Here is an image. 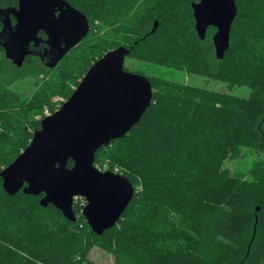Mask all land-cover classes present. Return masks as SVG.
Returning a JSON list of instances; mask_svg holds the SVG:
<instances>
[{
    "label": "trees",
    "instance_id": "obj_1",
    "mask_svg": "<svg viewBox=\"0 0 264 264\" xmlns=\"http://www.w3.org/2000/svg\"><path fill=\"white\" fill-rule=\"evenodd\" d=\"M67 1L89 25L120 15L113 10L116 0ZM193 1L152 0L136 9L130 56L243 85L248 93L147 76L149 106L123 137L95 152V162L108 157L122 166L120 174L134 187L116 224L97 235L76 200L70 221L52 204L41 206L42 193L7 194L0 178V264H96L87 258L93 245L111 252L116 264H264V165L257 161L263 171L251 179L223 165L245 150L264 152V0H235L222 59L214 54L215 28L208 27L203 39L195 31ZM10 68L0 45V171L28 145L50 95L43 87L23 97L10 86L21 77Z\"/></svg>",
    "mask_w": 264,
    "mask_h": 264
},
{
    "label": "water",
    "instance_id": "obj_2",
    "mask_svg": "<svg viewBox=\"0 0 264 264\" xmlns=\"http://www.w3.org/2000/svg\"><path fill=\"white\" fill-rule=\"evenodd\" d=\"M16 1L17 6L0 7V45L17 67L44 42L46 65L53 68L89 32L86 15L67 0ZM191 9L200 39L208 27L215 28L214 54L222 59L237 14L235 0L193 1ZM156 26L157 21L151 32ZM39 31L46 39L37 36ZM130 51L124 45L106 51L62 105L40 119L28 145L0 171L7 194L42 193L40 205L52 204L70 221L76 219L73 203L81 197V214L95 234L116 224L133 196V184L120 173L99 170L94 159L98 148L123 137L151 103L153 88L147 76L124 68ZM69 159L72 166H67Z\"/></svg>",
    "mask_w": 264,
    "mask_h": 264
},
{
    "label": "rangeland",
    "instance_id": "obj_3",
    "mask_svg": "<svg viewBox=\"0 0 264 264\" xmlns=\"http://www.w3.org/2000/svg\"><path fill=\"white\" fill-rule=\"evenodd\" d=\"M130 5H127L128 0H116L113 10L115 9L120 15L114 19L105 21L101 24L98 20L90 25L89 32L75 47H73L55 67L45 69L41 62L34 58L28 60L27 63H22L19 71L16 70L10 60V72L17 73L21 77L16 78L11 83V88L20 93L25 98H30L37 90L45 88L49 92V102L43 108V116H36L37 119L43 118L57 110L62 103L70 96L77 87L76 83L80 82L85 74V67L98 59L102 52L111 50V46L119 45L127 46L129 44V36L135 29V17L137 11L142 10L143 5L147 6L152 0H130ZM143 3V4H142ZM117 5V8H116ZM137 11L135 12V10ZM115 13V12H113ZM124 67L127 70L141 73L145 76H150L162 80L175 81L187 85H195L208 89L228 92L240 96H245L248 93V88L243 85L228 86L225 82L213 80L202 75L189 73L184 69H175L165 65L138 60L131 56L124 58ZM9 76V75H8ZM8 77H3L2 82ZM73 91L71 92V90ZM71 92V93H70ZM194 146V145H193ZM193 146L190 148L192 149ZM204 148V146H200ZM198 152L201 149H197ZM209 150L205 153L209 154ZM104 156V155H102ZM193 154L186 156L182 160L184 165ZM259 164L264 165V152L255 150H245L243 155L238 159L226 160L223 165L228 170L236 175L244 176L251 179L255 174H260ZM257 166H256V165ZM110 165L113 169L110 168ZM94 166L101 171L110 170L117 173L123 172V167L118 164H112L108 157L102 158L98 162L94 161ZM264 172V171H263ZM81 207L84 206L85 200L81 197L75 199ZM82 210V209H81ZM88 260L96 264H116L114 255L106 249L93 245L87 254Z\"/></svg>",
    "mask_w": 264,
    "mask_h": 264
},
{
    "label": "flooded vegetation",
    "instance_id": "obj_4",
    "mask_svg": "<svg viewBox=\"0 0 264 264\" xmlns=\"http://www.w3.org/2000/svg\"><path fill=\"white\" fill-rule=\"evenodd\" d=\"M15 2H16V4H14V5H0V7L1 8H5V7H14V6H17V1L16 0H14ZM10 19H11V23L12 24H14L15 23V18L11 15L10 16ZM1 23V22H0ZM1 28H2V25H1ZM1 30V29H0ZM37 36L38 37H40L41 39H46V34L44 33V32H42V31H39L38 32V34H37ZM31 44H32V42H31ZM120 46V45H119ZM126 47H131V45H127ZM45 48H46V46H45V44H44V42H41L37 47H33L32 48V52L33 53H31V54H29V55H27L26 57H25V59L26 58H28V57H34V58H37L40 62H41V64L43 65V67L45 68V69H50L51 67H48L47 65H46V62H47V58H48V56H46L45 54H44V50H45ZM3 52H4V50H3ZM5 55V54H4ZM127 56H130V54L129 55H127ZM25 61V60H24ZM55 67V66H54Z\"/></svg>",
    "mask_w": 264,
    "mask_h": 264
}]
</instances>
